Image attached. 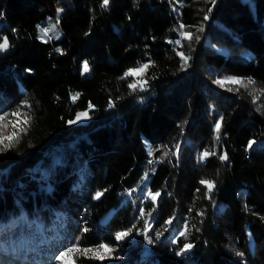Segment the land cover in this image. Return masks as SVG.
Segmentation results:
<instances>
[{"label":"trees","instance_id":"trees-1","mask_svg":"<svg viewBox=\"0 0 264 264\" xmlns=\"http://www.w3.org/2000/svg\"><path fill=\"white\" fill-rule=\"evenodd\" d=\"M252 2L0 0V115L31 117L0 151V261L24 248L31 264H60L72 244L104 242L110 258L76 264H264V0ZM143 63L147 86L133 92L137 78L121 77ZM228 78L255 84L216 83ZM201 179L215 182L211 199Z\"/></svg>","mask_w":264,"mask_h":264},{"label":"snow or ice","instance_id":"snow-or-ice-1","mask_svg":"<svg viewBox=\"0 0 264 264\" xmlns=\"http://www.w3.org/2000/svg\"><path fill=\"white\" fill-rule=\"evenodd\" d=\"M108 4H109V0H103L102 7L106 8ZM62 11L63 9H57V21H56V24L52 25V29H55L56 25L59 23V15ZM205 19H207V16H205ZM180 28L183 29L184 25L181 24ZM49 31L50 29L48 28L41 29L43 36H47ZM182 35L185 39L189 41L193 39V33L191 32H183ZM196 39H198V37H196ZM176 43L179 44V41H177ZM8 47H9V40H8V37L5 36L2 38V42H0V51H4ZM176 54L180 57L182 61L181 68L182 69L187 68L189 66V61L191 57L186 56L183 51L177 52ZM150 66H151V63H143V64H140L138 67L129 68L126 72H124L121 79H125L128 77H136L137 79L133 80L132 82L128 84V88L131 89L133 92L136 91L138 88L140 90H144L148 82L143 77L146 75L147 70L149 69ZM84 70L85 71L88 70L87 63L84 64ZM216 83L221 86H224L225 84H233V85H238L241 87L248 88L249 86L254 85L255 81L252 80L251 78H249L247 81L237 79V78H228L224 80H218L216 81ZM262 93H264V90H262ZM78 96H79V93L74 94L72 97L73 101H75L78 98ZM256 99H258V97L254 96L253 102H255ZM112 106L114 105L112 104V102H110L109 107H112ZM23 107H30V105H28L27 102L25 101L23 104ZM88 107L89 109H91L94 106L90 103ZM10 115L14 119L9 120L8 113L0 115V151H6L9 148H11L13 143L19 139L20 134L27 130L26 126L29 125L31 122L30 115H28V113L26 112H22L21 107H17L14 111L11 112ZM87 118H89L87 111L79 112L77 113L76 119L70 120L68 121V123L73 124V123H76L78 120L87 119ZM222 121H223V116H221L220 119L215 122L214 128H213L214 139L217 143L219 142L221 138ZM9 127H11V131H9ZM254 143L255 141H249L248 147L251 148L252 144ZM175 147H176V153L174 154H178L180 146L176 145ZM215 154H216L215 151L210 152L208 150H205L200 154V159L204 160L208 158L209 156L215 155ZM165 155H167V153H165ZM219 158L221 160L228 159L227 154L221 155ZM199 183L205 186L206 188L205 195L207 196L208 199H211L212 198L211 194L216 186L215 182L209 179H201ZM197 191H199V189H197ZM103 194H104L103 192H98L96 194V198L99 199ZM159 196H160L159 192L153 193L149 191L147 193L146 198H150L153 202H156ZM140 214L141 216L145 215L143 209L140 210ZM165 223L170 225L172 223V218H169ZM133 228H135V225L128 228L127 230L116 232L115 239L117 241L123 240L125 237L129 236L132 233ZM187 230H188L187 226H185V230L180 232V236H185L187 233ZM83 231L87 232L88 229L84 228ZM147 239H148L149 244L153 243V240L151 238H147ZM192 247H193L192 244L186 243L183 245V247L180 249V251L177 254L180 255L183 252L188 251ZM113 251L114 249L108 243H104V242H101L95 248H81L79 247L78 244H72L71 246L61 250L57 255H55L54 260L59 261L60 264H76V260L74 259L75 254L80 253V254L87 256V254L92 253L93 254L92 258L103 261L105 259L110 258ZM237 255H242V253H237Z\"/></svg>","mask_w":264,"mask_h":264},{"label":"rangeland","instance_id":"rangeland-1","mask_svg":"<svg viewBox=\"0 0 264 264\" xmlns=\"http://www.w3.org/2000/svg\"><path fill=\"white\" fill-rule=\"evenodd\" d=\"M248 2H249V4L251 6L253 5L252 0H248ZM39 36L41 37V34H39ZM82 63H83V70H84V64L86 63V60H83ZM127 79L128 80H133L132 77H128ZM87 108H88V106L85 107V108L76 110L72 116H70V117L67 118V122L70 121V120H75L76 119V116H77V113L87 111ZM85 120L86 119H81V120H78L77 122H83ZM5 229H7V228L5 227ZM16 232H18L22 236L24 234V229L19 227L18 229H13L12 232L8 231L7 237H11ZM25 250L23 248L21 254H19V255H13L11 253L9 256H7L5 258V260H2L0 264H31L32 261H28L27 258L24 255ZM3 261H5V262H3Z\"/></svg>","mask_w":264,"mask_h":264},{"label":"bare ground","instance_id":"bare-ground-1","mask_svg":"<svg viewBox=\"0 0 264 264\" xmlns=\"http://www.w3.org/2000/svg\"><path fill=\"white\" fill-rule=\"evenodd\" d=\"M0 263H1V261H0Z\"/></svg>","mask_w":264,"mask_h":264}]
</instances>
